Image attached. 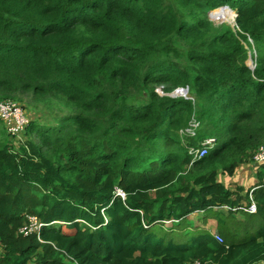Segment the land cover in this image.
<instances>
[{"label":"trees","instance_id":"trees-1","mask_svg":"<svg viewBox=\"0 0 264 264\" xmlns=\"http://www.w3.org/2000/svg\"><path fill=\"white\" fill-rule=\"evenodd\" d=\"M225 5L237 25L212 18ZM23 95L70 112L21 104L22 138L3 129L0 264H264V176L244 195L220 180L264 145V0H0V100ZM211 212L220 235L190 221Z\"/></svg>","mask_w":264,"mask_h":264},{"label":"built area","instance_id":"built-area-1","mask_svg":"<svg viewBox=\"0 0 264 264\" xmlns=\"http://www.w3.org/2000/svg\"><path fill=\"white\" fill-rule=\"evenodd\" d=\"M254 65L256 66V57L253 58ZM180 89L179 97L193 99L190 96L185 94V88ZM185 98V99H186ZM0 121L3 122L4 127L7 131V134L14 139H21L23 133L25 132L27 126L30 124V118L26 114L23 106L13 100H0ZM200 128V123L196 120H193L189 127L180 131V136L183 137H195L198 129ZM217 139L215 137L206 138L199 148H190L189 154L192 156L193 160L202 159L205 157L208 152L217 145ZM256 164L260 166L264 176V145L260 146L258 150L253 154L252 159ZM264 187V179L261 184ZM118 194L124 197V193L121 190H118ZM250 214H254L257 211V206L254 201H252L244 209ZM29 225H26L21 229V233L27 236L32 233H39L43 224H41L35 217H29ZM219 241H222L220 236H216ZM191 264H202L199 261L193 262Z\"/></svg>","mask_w":264,"mask_h":264},{"label":"rangeland","instance_id":"rangeland-1","mask_svg":"<svg viewBox=\"0 0 264 264\" xmlns=\"http://www.w3.org/2000/svg\"><path fill=\"white\" fill-rule=\"evenodd\" d=\"M217 11H221V9L217 10ZM212 18L215 19L216 22H225L223 24H228V23L234 24V23L231 22V19H228L227 17H225L224 13L220 14V16H218V17H216L215 15H212ZM233 18L236 19L235 13H234V17ZM213 23H215V22H213ZM215 25H216V23H215ZM252 53H254V52H252ZM249 63H250V58L248 60V66H249ZM15 102H17L19 104H22L25 109H28V110H30V109L36 110L37 109L39 112H42V113H39V115H40L39 119H41V120L44 119V122H46L48 124H52V125L56 124L55 121H57L59 117H63L64 115H66V114H68L70 112V110L68 108H65V107H63V106H61V105H59L57 103H52L51 107L44 106V105H35L34 103H32L31 96H28V95L20 96L19 97V101L17 100ZM50 119H52V120H50ZM3 129L5 130L4 126L3 125L0 126V138L2 140H7L9 137L3 131ZM15 144L18 145L16 142H15ZM180 146H181V144L179 143L178 146H165L164 149H167V151H170L172 149H177V148L179 149ZM204 215L205 214H193L190 217V221L193 222V223H196L198 226H201V225L205 226L206 228L211 230L215 235H220L221 234V229L217 226V220L214 219V218H211L212 217V212L208 213L209 217L208 216L206 217ZM238 217L241 218V215L238 214ZM187 221H185L182 224V229H185V231L183 230L182 233H180V234H178L179 232L177 231V232H175L174 234L171 235V237L173 239H175L176 236L180 238V239H177V240H174V241L181 242V243H188V240L192 237V232H190L186 228ZM250 224H253L251 230H255L257 228L258 223L256 222L255 217H248V218L245 219V222L240 227V233L243 234V232L245 231L246 226H248Z\"/></svg>","mask_w":264,"mask_h":264},{"label":"crops","instance_id":"crops-1","mask_svg":"<svg viewBox=\"0 0 264 264\" xmlns=\"http://www.w3.org/2000/svg\"><path fill=\"white\" fill-rule=\"evenodd\" d=\"M260 173L261 175H263L260 166L256 164L253 160H251L248 163L242 164L236 170L233 176L222 175L220 176V180L225 183L228 189L231 190H235L238 187H242L244 189V195L247 191H249L252 187H255L259 183Z\"/></svg>","mask_w":264,"mask_h":264},{"label":"water","instance_id":"water-1","mask_svg":"<svg viewBox=\"0 0 264 264\" xmlns=\"http://www.w3.org/2000/svg\"><path fill=\"white\" fill-rule=\"evenodd\" d=\"M223 8H226V9H229V10H231V11H233L229 6H227V5H225V6H223V7H221V9H223ZM211 14H212V12L209 14V19L211 20ZM212 21V20H211ZM235 25H237V14H236V22H235ZM254 54H256L255 52H254ZM249 67L252 69V70H255V68H256V66L254 65V61H253V56H252V53H250V63H249ZM180 89H177V90H175L174 92H172V93H170V94H167L168 96H170V97H172V98H177V97H179L178 95H179V93H180ZM185 94L186 95H188L189 94V88H185ZM164 95V94H163ZM186 98V97H185ZM186 99H188V98H186Z\"/></svg>","mask_w":264,"mask_h":264},{"label":"bare ground","instance_id":"bare-ground-1","mask_svg":"<svg viewBox=\"0 0 264 264\" xmlns=\"http://www.w3.org/2000/svg\"><path fill=\"white\" fill-rule=\"evenodd\" d=\"M224 10H227V11H229V12H231V13H234L233 11H231V10H229V9H224ZM222 11H223V9H221V11H215V12L213 13V15H215L216 17H218V16H220V14H223V13H221ZM235 17H236V14H235ZM231 22L235 24L236 19H235V18H232V19H231Z\"/></svg>","mask_w":264,"mask_h":264}]
</instances>
